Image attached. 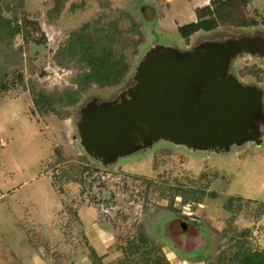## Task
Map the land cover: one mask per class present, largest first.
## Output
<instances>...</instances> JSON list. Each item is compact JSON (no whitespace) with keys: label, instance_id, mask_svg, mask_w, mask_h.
<instances>
[{"label":"rangeland","instance_id":"374dc122","mask_svg":"<svg viewBox=\"0 0 264 264\" xmlns=\"http://www.w3.org/2000/svg\"><path fill=\"white\" fill-rule=\"evenodd\" d=\"M209 2L214 7L212 0L0 1L5 27L20 30L12 39L0 33V264H218L229 236H242L246 249L264 247V132L262 143L226 152L159 141L106 164L88 155L77 136L87 104L118 100L149 51L227 44L252 33L253 22L264 24V0H246L228 14L225 3L214 31L185 41L179 28ZM123 14L130 21L122 26L136 28L127 31L123 79L92 83L73 107L58 105L88 70L62 50L97 21L106 26ZM37 94L53 100L58 113H40L32 101ZM262 101L264 112V95ZM172 187L201 192V203L183 205L177 196L171 208ZM140 234L146 244L128 250ZM92 251L100 261H91Z\"/></svg>","mask_w":264,"mask_h":264},{"label":"water","instance_id":"95a60500","mask_svg":"<svg viewBox=\"0 0 264 264\" xmlns=\"http://www.w3.org/2000/svg\"><path fill=\"white\" fill-rule=\"evenodd\" d=\"M232 55L221 44L149 51L118 100L82 110L76 131L83 150L106 164L159 141L214 153L262 143L254 124L262 94L224 77Z\"/></svg>","mask_w":264,"mask_h":264},{"label":"trees","instance_id":"16d2710c","mask_svg":"<svg viewBox=\"0 0 264 264\" xmlns=\"http://www.w3.org/2000/svg\"><path fill=\"white\" fill-rule=\"evenodd\" d=\"M1 1V0H0ZM197 21L187 24L179 28L182 38L186 41L191 34L200 30H210L214 25H207L203 20H199L200 10L196 12ZM124 21H130L128 14H123V17H118L116 20L101 25L99 21L89 28H86V32H83V36H76L71 39L69 45L62 50L76 60V62L83 63L88 69L84 71L78 81V88L74 92H65L64 95L57 97L56 102L58 105L73 107L81 92L84 91L90 84L95 83L101 87L117 84L123 79V76L128 71L127 58L125 54V47L127 42L131 40L128 38V34L135 31V27H130L129 30L122 26ZM6 19L0 14V33L5 34L9 39H12L14 35L20 32L18 26H12L10 22L5 27ZM212 25V26H211ZM4 27V28H3ZM129 31V33L127 32ZM113 42L116 46H114ZM33 104L37 107L40 113L51 110L54 113H58V110L54 108V102L49 97L41 94H37L32 97ZM62 109V108H61ZM60 109V112L62 111ZM61 116L68 115V112L63 111ZM166 184L161 185V192L164 193ZM170 191V207L175 197H180V201L183 205H187L189 202L201 203L202 193L195 189L181 190L180 187L168 188ZM182 229H184L182 227ZM147 239L143 234H140L137 239V243L131 241L128 244V250L134 248L138 251L141 245L146 244ZM227 249H223L218 253V264H264V247L261 250H251L245 248V242L242 240V236L234 238L229 236V245ZM232 250V252H231ZM152 249H149L144 253H151ZM231 252L226 257L227 253ZM91 261L98 262L100 257L95 251H92L90 255ZM160 261L156 260V262ZM148 262V261H147ZM165 264H169L165 261ZM156 264H160L159 262Z\"/></svg>","mask_w":264,"mask_h":264},{"label":"flooded vegetation","instance_id":"af4514ba","mask_svg":"<svg viewBox=\"0 0 264 264\" xmlns=\"http://www.w3.org/2000/svg\"><path fill=\"white\" fill-rule=\"evenodd\" d=\"M245 1L246 0H212V3L214 2L216 4H214V7L210 5V2L206 6L201 7L199 9L201 16L199 20H203L207 25H214V27L210 30L202 31H204L205 33H211L217 28L219 21L223 20L224 18L217 15V9L226 6L225 3L229 8L226 11V13L228 14L230 12H233L234 9L238 10L240 8V4L245 5ZM220 3L222 5H220ZM237 12L241 13L240 11ZM259 18L262 19V16L260 15ZM262 23H264V19L260 21V25ZM252 26V33L242 36L237 40H231L227 44H224L222 41H203L197 47L203 46L205 44H221L232 50L233 55L229 56L226 62V71L224 77L233 78L241 86L255 88L262 94L260 108L261 113L260 116L254 120V124L260 136L264 132V112L262 101L264 92L259 87V85L264 84V24H262L260 28H254L257 27V24L253 22ZM244 55L248 56L249 58L244 60V58H242ZM181 225L183 226V230L185 231L187 229L186 224L181 223Z\"/></svg>","mask_w":264,"mask_h":264},{"label":"crops","instance_id":"0c3cea01","mask_svg":"<svg viewBox=\"0 0 264 264\" xmlns=\"http://www.w3.org/2000/svg\"><path fill=\"white\" fill-rule=\"evenodd\" d=\"M56 207H58V205H57ZM59 211H60V210L56 208V210L54 211L55 213H54V212H53V213L56 215V214H59ZM40 257H41V256H40ZM42 259H43V258H42Z\"/></svg>","mask_w":264,"mask_h":264}]
</instances>
